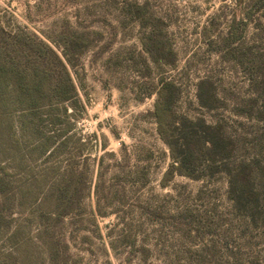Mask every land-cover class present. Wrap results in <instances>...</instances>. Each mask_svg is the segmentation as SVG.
Returning <instances> with one entry per match:
<instances>
[{"label":"rangeland","instance_id":"obj_1","mask_svg":"<svg viewBox=\"0 0 264 264\" xmlns=\"http://www.w3.org/2000/svg\"><path fill=\"white\" fill-rule=\"evenodd\" d=\"M7 31L25 33L26 53L39 40L60 53L53 40L61 33L89 42L70 68L82 104L73 131L88 143L92 179L85 208L58 232L71 260L264 264V213L255 207L264 190L235 203L224 163L202 179L176 174L162 186L171 158L154 117L161 80L173 81L176 115L218 122L236 143L231 158L255 156L264 168L263 0H0V46ZM17 118L0 144V264H50L34 215L7 192L21 185L12 177L19 152L9 144V135L20 137Z\"/></svg>","mask_w":264,"mask_h":264},{"label":"trees","instance_id":"obj_2","mask_svg":"<svg viewBox=\"0 0 264 264\" xmlns=\"http://www.w3.org/2000/svg\"><path fill=\"white\" fill-rule=\"evenodd\" d=\"M3 33L6 37L0 46V144L5 140L7 126L14 128L11 119L16 113L21 132L19 138L9 135L14 154L19 152L14 158L17 165L12 177H19L21 185L14 191L10 187L7 192L28 211V216L34 215L38 234L48 241L50 264H76L71 260L69 243L58 232L68 216L85 208L84 201L92 191L89 156L85 154L88 143L82 134L73 131L77 118L73 109L82 104L70 70L76 67L81 49L88 47L89 42L83 34L61 33L58 40H53L60 53L44 40L38 41V47L32 45V53H26L19 48L20 44L31 45L30 41L25 42V33ZM178 90L175 82L162 79L155 102L157 131L171 158L161 185H168L176 174L202 179L224 163L229 197L235 203L241 205L247 191H254L257 196L262 193L264 168L258 159H232L236 143L229 140L218 122H209L203 116L176 115ZM199 98L201 105L206 106L201 94ZM25 133L31 136L28 144L22 139ZM33 159L40 161L43 168L35 171ZM102 161L101 156L99 163ZM99 183L100 177L95 185L97 196ZM255 205H260L264 213V200ZM96 209L100 215H107L98 205ZM141 264L154 263L144 258Z\"/></svg>","mask_w":264,"mask_h":264}]
</instances>
